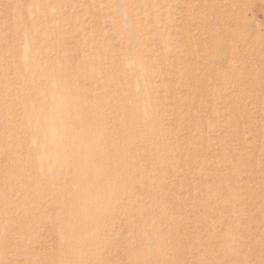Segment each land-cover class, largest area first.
<instances>
[{
	"label": "rangeland",
	"instance_id": "374dc122",
	"mask_svg": "<svg viewBox=\"0 0 264 264\" xmlns=\"http://www.w3.org/2000/svg\"><path fill=\"white\" fill-rule=\"evenodd\" d=\"M50 74L115 154L75 248ZM0 264H264V0H0Z\"/></svg>",
	"mask_w": 264,
	"mask_h": 264
},
{
	"label": "bare ground",
	"instance_id": "6f19581e",
	"mask_svg": "<svg viewBox=\"0 0 264 264\" xmlns=\"http://www.w3.org/2000/svg\"><path fill=\"white\" fill-rule=\"evenodd\" d=\"M49 77L51 79V89L58 95V99L54 100V105L63 110L64 119L72 118L74 115L76 121V126L74 128L68 127V129H66V133L72 138L69 148L76 154L74 164L76 167L74 168L79 175L77 181L79 185L77 190V203L78 201L82 203L80 207H77V204H75V214L72 215L74 218L72 217L73 219L70 220V227H67V230L70 231V236L69 240L66 242L75 248L76 245H79L84 235V230H81L82 224L77 225L79 221L76 217L82 215L87 210H92L100 202L101 191L98 188L104 185L100 181L102 174L101 169L103 163H108L111 156L113 159V155L115 154L112 141L108 142L109 138L106 133L98 128L91 127L92 124L90 123H96L93 122L95 118H91L86 109L81 110L73 97H68L66 95L69 91L68 81L60 74H50L48 78ZM63 93L64 96H61ZM143 104L140 107L143 108ZM132 110V115L138 112L136 108ZM40 140L43 146L50 148L47 152V157H52L53 159L55 157L56 160L61 159V148H51V145L57 140L51 139L47 133L45 136H42ZM73 227L75 229H73Z\"/></svg>",
	"mask_w": 264,
	"mask_h": 264
}]
</instances>
